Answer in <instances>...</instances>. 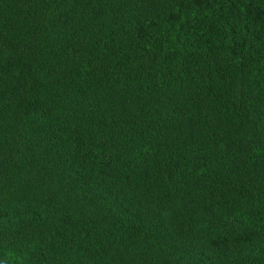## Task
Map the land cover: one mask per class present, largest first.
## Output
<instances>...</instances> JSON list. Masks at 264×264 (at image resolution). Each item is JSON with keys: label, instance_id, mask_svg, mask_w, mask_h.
I'll return each instance as SVG.
<instances>
[{"label": "trees", "instance_id": "obj_1", "mask_svg": "<svg viewBox=\"0 0 264 264\" xmlns=\"http://www.w3.org/2000/svg\"><path fill=\"white\" fill-rule=\"evenodd\" d=\"M0 264H264V0H0Z\"/></svg>", "mask_w": 264, "mask_h": 264}]
</instances>
